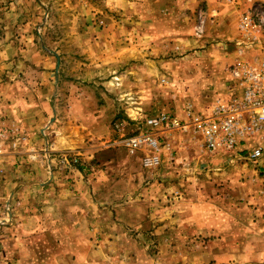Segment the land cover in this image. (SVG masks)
Segmentation results:
<instances>
[{
  "label": "rangeland",
  "instance_id": "rangeland-1",
  "mask_svg": "<svg viewBox=\"0 0 264 264\" xmlns=\"http://www.w3.org/2000/svg\"><path fill=\"white\" fill-rule=\"evenodd\" d=\"M202 2L0 0V86L12 87L4 96L50 103L41 124L46 147L30 160L46 161L51 176L77 171L104 188L102 223L88 227L85 246L64 248L54 234H34L21 264H75L80 254L84 264H264V155L211 154L201 135L173 131L159 134L169 155L146 169L143 154L124 146L141 132L142 118L183 120L188 109L205 114L228 95L232 64L219 67L215 52L225 45ZM257 10L264 17V8ZM63 127L79 140L77 152H66L78 160L71 170L57 163L62 153L53 154L48 142L51 128ZM0 132L3 149L23 142L3 121ZM105 147L113 157H101ZM4 174L0 163L1 181ZM1 191L0 227L11 220ZM227 251L236 254L224 258Z\"/></svg>",
  "mask_w": 264,
  "mask_h": 264
},
{
  "label": "crops",
  "instance_id": "crops-1",
  "mask_svg": "<svg viewBox=\"0 0 264 264\" xmlns=\"http://www.w3.org/2000/svg\"><path fill=\"white\" fill-rule=\"evenodd\" d=\"M200 1H205L202 3H205L209 19H212L211 23L217 29L216 37L225 45L222 51L215 52L217 56L222 57L219 66L222 69L226 64H233L236 59L235 45L240 39L237 32L239 12H244L251 4L264 8V0ZM226 79L229 82V78ZM7 89L12 87L7 84L0 86V121L9 129L17 130L23 142H20V139L5 144L3 156L0 155V163L5 173L3 180H0L1 192L6 195V200L12 195L11 220L0 227V264H21L20 258L28 248V242L31 245L36 239L33 238L34 234L40 235L39 240L48 239L54 234L53 241H59L62 247L80 249L79 244H76L86 245L88 227H99V223H102V213L98 210V196L104 191L101 180H86L77 171H74L70 178L58 176L56 172L51 176L46 161L44 163L30 160L32 155L29 154L40 153L46 147L41 124L44 125L45 117L50 116V103L37 101L33 97L22 101L15 95L4 96L3 91ZM80 128L85 129L82 126ZM51 129L53 131H49L48 142L53 154L79 150V140H74V135L68 130L64 127ZM256 145L264 148V138L248 140L237 149V153L245 155L246 149ZM114 151L105 147L100 155L111 158ZM111 163L118 165L113 159ZM262 163L264 167V161ZM4 214L3 211L0 212V221L5 219ZM92 218L94 220H91ZM260 229L264 233V227ZM231 254L236 253L227 251L223 257H230ZM82 260L83 254H80L75 264H84Z\"/></svg>",
  "mask_w": 264,
  "mask_h": 264
},
{
  "label": "built area",
  "instance_id": "built-area-1",
  "mask_svg": "<svg viewBox=\"0 0 264 264\" xmlns=\"http://www.w3.org/2000/svg\"><path fill=\"white\" fill-rule=\"evenodd\" d=\"M257 9L252 5L239 16L240 41L236 44V59L228 69L226 97L217 98L205 114L188 109L183 120L166 114L142 118L141 132L126 139L124 146L129 154H143L144 168L160 165L161 155L169 153V145L162 142L159 134L173 131L201 135L211 154H234L236 159L243 156L249 161L263 157L261 146L246 149L242 156L237 153L248 140L264 138V17ZM5 138L6 134L0 132V155ZM57 163L71 170L78 160L62 153Z\"/></svg>",
  "mask_w": 264,
  "mask_h": 264
},
{
  "label": "water",
  "instance_id": "water-1",
  "mask_svg": "<svg viewBox=\"0 0 264 264\" xmlns=\"http://www.w3.org/2000/svg\"><path fill=\"white\" fill-rule=\"evenodd\" d=\"M54 57L56 58V69H55V73L57 74L58 73V67H59V58L56 54H53ZM52 113H53V118L55 117V112H54V109H52ZM53 118L50 120V122H52ZM11 198H12V195L10 196L9 198V202L11 201ZM9 202H7V204H9ZM8 216H9V220L11 219V214H10V211H8Z\"/></svg>",
  "mask_w": 264,
  "mask_h": 264
}]
</instances>
